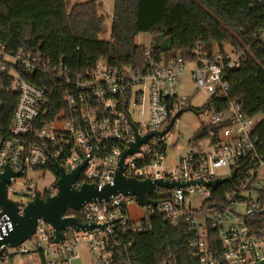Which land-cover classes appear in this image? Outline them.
Here are the masks:
<instances>
[{"label":"built area","instance_id":"2783aa9c","mask_svg":"<svg viewBox=\"0 0 264 264\" xmlns=\"http://www.w3.org/2000/svg\"><path fill=\"white\" fill-rule=\"evenodd\" d=\"M248 49L215 53L213 60L197 57L191 61L195 64L194 91L204 90L208 99L228 98L229 84L224 74L240 66ZM186 63L178 53H156L148 45L141 69H118L98 62L83 73L73 74L61 64L49 66L33 52H11L0 42V110L5 94H15L9 124L3 122L0 112V174L5 165L14 172L21 170L6 185L8 198L21 194V199L14 201L22 209L36 191L42 198L55 194L58 175L49 167L55 169V162L70 173L86 161L72 183L76 189L83 184H94L98 189L113 184L120 155L135 140L133 125L141 136L160 131L189 107L190 96L180 93ZM46 72L61 85L63 107L55 113L50 90L29 79L31 74ZM213 103L208 101L197 112L207 116L206 120L201 116V120L205 121L203 135L210 138L208 152L199 149L177 156L175 166L170 168L165 163L167 132L161 137L151 136L138 151L127 154L122 173L136 180L231 178L225 182L232 190L225 193L223 207L209 205L212 188L200 184L156 187L146 194L156 205H139L135 195L118 192L107 200L85 202L78 209L68 207L62 217H75L80 223L103 228L76 231L67 227L63 239L53 243L54 229L38 219L30 238L42 247L46 264H71V259L80 258L76 250L80 240L87 242L97 264H136L123 238L145 228V221L155 213L171 225L182 224L187 229L193 264H253L264 259V227L250 222L264 214V198L260 195L264 191L260 173L264 171V155L259 154L254 136L258 122L255 116L244 115L233 99L228 98L223 111H216ZM30 170L51 171L53 183L39 190L26 179ZM17 182L22 185L20 193L11 189ZM195 194L200 197L199 208L191 204ZM131 204L141 206L140 219H131ZM205 209L213 214L203 215ZM6 224L4 216L0 217V233H6ZM17 248L27 251L21 245ZM6 249L0 247V264H8Z\"/></svg>","mask_w":264,"mask_h":264},{"label":"trees","instance_id":"16d2710c","mask_svg":"<svg viewBox=\"0 0 264 264\" xmlns=\"http://www.w3.org/2000/svg\"><path fill=\"white\" fill-rule=\"evenodd\" d=\"M110 18V37L100 40L104 15L95 0L74 4L69 0H0V42L11 52H33L49 66L61 64L73 74L98 62L118 69H141L145 46L135 42L141 32L150 34L149 45L156 53H178L186 62L197 57L213 60L214 44L221 54L225 44L234 51L248 47L240 66L228 69L224 78L229 84L228 98L240 105L241 112L260 116L254 136L259 154L264 155V0H113ZM29 79L50 90L54 113L63 107L61 85L53 75L34 73ZM228 98L218 96L207 102L212 100L214 109L223 111ZM14 100L15 94H5L0 112L6 125ZM230 190L228 183L212 189L209 205L223 207ZM260 195L264 198V191ZM250 222L264 227V214ZM145 225L123 238L133 263L193 264L189 233L182 224L173 226L155 213ZM19 254L22 264L28 259L46 264L39 245L32 244Z\"/></svg>","mask_w":264,"mask_h":264},{"label":"water","instance_id":"95a60500","mask_svg":"<svg viewBox=\"0 0 264 264\" xmlns=\"http://www.w3.org/2000/svg\"><path fill=\"white\" fill-rule=\"evenodd\" d=\"M179 115L180 113L172 117L163 130H154L143 136L138 134L136 127L133 125L135 140L130 143L129 148L121 153L113 184H106L101 189H98L94 184H83L78 189L73 187L72 183L78 177L86 161L70 173H66L62 166L55 162L54 167L58 177L54 182V186L57 192L51 196L42 198L40 193L36 191L34 197L20 209L14 200L8 198L6 185L10 182L11 177L19 175L21 170L14 172L9 165H5L4 172L0 174V217L4 216V221H8V224L5 226L6 233H0V247L2 245L14 248L20 246L33 235L38 219H42L54 229L53 243H59L63 239V231L67 227H73L76 231L90 230L94 227L103 228L100 224L80 223L75 217H62V214L68 207L78 209L85 202L107 200L111 195H115L118 192L135 195L139 205H156L155 201L146 198V194L153 191L156 187L173 189L190 184H200L214 189L220 184L230 182L231 178H215L208 181L136 180L123 175L124 157L127 154L138 151L139 146L145 143L151 136L161 137L169 132ZM253 264H264V259Z\"/></svg>","mask_w":264,"mask_h":264},{"label":"rangeland","instance_id":"374dc122","mask_svg":"<svg viewBox=\"0 0 264 264\" xmlns=\"http://www.w3.org/2000/svg\"><path fill=\"white\" fill-rule=\"evenodd\" d=\"M72 4L86 1V0H69ZM97 3L98 12L104 15V21L102 25V29L98 34V38L100 40H108L110 37V27H111V18L110 15L112 13L113 8V0H95ZM150 34L147 32H141L135 36V42L138 44H142L144 46H148L150 43ZM214 53L218 52V47L214 44ZM224 50L226 52H230L232 49L228 44L224 45ZM190 63H186V68ZM189 68V67H188ZM185 84V88L193 87L192 81L186 79L181 81L180 86ZM181 90L180 93H186L188 90ZM186 91V92H185ZM208 95L204 90H197L192 98H191V106L186 107L184 111L180 114V116L176 119L173 127L167 133L166 138V160L165 163L170 168L175 166L177 156H185L190 152H196L199 149H202L206 152L210 150V138L207 135H204L200 138H196V135L202 132V127H204L205 121L201 120V116H204V120L207 119V116L204 114L198 115L196 112L200 107L204 106L207 102ZM188 108V109H187ZM260 120V116L255 117V121L258 122ZM155 141V140H154ZM180 147L178 148V146ZM261 176L264 177V171H261ZM26 179H29L35 187L39 190H42L43 187L49 186L54 181V174L48 170H30L26 173ZM22 181V180H20ZM262 186H264V181H261ZM11 189H14L18 193L22 191V185L17 183L12 184ZM10 198L13 200H20L21 194H10ZM191 204L194 208H199L201 202L200 197L195 194L191 196ZM141 206L136 204H131L128 207V211L132 220H138L142 216V212L140 208ZM242 211V208L240 207ZM213 211L210 209H205L203 211V215L211 216ZM32 240L31 238L26 240L21 244L22 247L32 248ZM76 250L79 251L80 258L75 257L71 259V264H97L93 257L89 252L88 244L85 240H80ZM9 257L8 264H22V258L20 256V252L17 247H7L6 249ZM30 258V257H29ZM31 260V259H30ZM29 259L26 264H37V262H31Z\"/></svg>","mask_w":264,"mask_h":264},{"label":"crops","instance_id":"0c3cea01","mask_svg":"<svg viewBox=\"0 0 264 264\" xmlns=\"http://www.w3.org/2000/svg\"><path fill=\"white\" fill-rule=\"evenodd\" d=\"M190 64L188 65V67L186 68V71H185V73L183 74V76H182V79H181V81L183 80V78H184V80H185V78L186 79H189L190 81H192V83H193V75H192V70H193V68H194V66H195V64L193 63V62H189ZM180 84H181V82H180ZM186 88H185V84H183L182 86H180V90H185ZM186 90H188L186 93H183V94H187L188 96H190L189 97V107L191 106L190 104H191V98H192V96H193V94L196 92V91H194V84H193V87H191V88H188V89H186ZM203 107V106H202ZM202 107H200V108H202ZM199 108V109H200ZM203 132H204V128L202 127V132H200V133H198L197 135H196V138H200V137H202V136H204L203 135Z\"/></svg>","mask_w":264,"mask_h":264}]
</instances>
